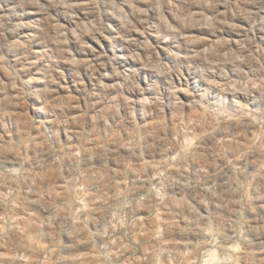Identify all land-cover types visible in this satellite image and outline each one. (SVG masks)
Returning <instances> with one entry per match:
<instances>
[{"label":"clouds","instance_id":"clouds-1","mask_svg":"<svg viewBox=\"0 0 264 264\" xmlns=\"http://www.w3.org/2000/svg\"><path fill=\"white\" fill-rule=\"evenodd\" d=\"M17 9L21 10V18H14ZM24 15H40L42 19L33 22L23 19ZM153 15L158 21L156 26L168 34L160 46L149 34ZM105 16L116 24L106 22ZM109 30L122 36L128 34L123 36L124 44L129 45L126 54L100 51L104 47L102 40H109ZM193 30H209L212 35L201 40ZM230 31L237 35H228ZM173 36L183 41L181 48L173 49L176 62L161 55ZM74 44L94 55H78ZM138 48L153 50L155 60L149 56L144 63ZM261 57L264 0H130L127 6L120 0H13L8 6L0 3V108L6 115L15 114L7 110L8 106L29 103V86L49 87V82L55 87H49L46 103L57 107L66 104L86 108L88 98L100 94L97 89H120L122 98L129 100L131 94L125 92L129 84L141 93L139 99L143 101L146 79L134 78L139 73L122 67L120 60L140 61L145 73L165 77L174 105L184 112L183 118L167 122V133L161 128L160 135H167L173 147L155 156L147 147L154 142L152 129H145L139 117H129L134 133L129 145H109V200L89 195L95 189L86 181L79 148L57 151L51 160L58 170L54 195L65 211L52 219L61 221L56 230L62 236L75 238L76 242L52 248L45 253L44 261L57 253L69 264L95 259L77 254L78 250L84 251L79 238L92 231L94 225H101V236L106 239L100 246L103 264H264V256L254 259L257 253L246 243L243 232L237 234L233 229L234 235L226 238L225 229L215 219L216 210L228 203L238 210L242 208L244 170L249 158L258 160L259 170L264 171V121L251 111L246 113L247 135L239 149L235 147L236 140L226 141L219 151L209 154L203 166L197 156L202 151L200 142L187 144L193 135L190 117L207 111L206 106L195 101L192 85L196 80L223 89L218 85L217 73H227L228 65L244 71L242 65L260 63ZM197 61L205 65L198 69V76L192 71ZM249 86L264 91V81L239 86L232 81L225 90L244 92ZM33 99L40 101L39 97ZM157 101L163 102L159 97ZM120 134L129 135L127 130ZM120 157L123 159L118 163ZM26 165L30 161L21 160L9 169L17 187L23 182ZM193 165L199 168L200 175H192ZM134 185L139 186V191H133ZM5 200L8 211L0 216V264H28L33 251L22 242L20 225L36 223L26 205L38 200L28 201L15 188L6 192ZM174 214L178 224L175 229ZM182 229L190 231L184 236ZM259 251L264 252V246Z\"/></svg>","mask_w":264,"mask_h":264},{"label":"rangeland","instance_id":"rangeland-1","mask_svg":"<svg viewBox=\"0 0 264 264\" xmlns=\"http://www.w3.org/2000/svg\"><path fill=\"white\" fill-rule=\"evenodd\" d=\"M12 2L13 0H0V3L5 6ZM120 2L127 6L130 0H120ZM16 11L17 15L14 18H21L19 16L21 10ZM129 11H131L130 8ZM22 18L36 22L42 19V16L24 15ZM105 20L116 24L110 16H105ZM151 24L153 26L149 29V34L155 37L154 42L160 46L168 34L162 33V29L156 26L158 21L155 15H153ZM193 31L194 35L201 40L212 35L209 30ZM118 32L122 33L123 30L118 29ZM126 35L128 34L123 33V36ZM131 35L135 36V33ZM228 35L236 36L237 33L230 31ZM123 36L109 30V40H102L103 49H100L94 41L89 42L100 51H107L108 55L115 53L119 56L126 54L129 47L124 44ZM182 46L183 41L173 36L172 40L167 42L166 50L161 55L165 59L176 62L177 53L173 49ZM73 47L78 55H94L90 50L86 53L81 51L78 45L74 44ZM131 47L134 48L135 45ZM136 50L140 52L144 63L148 62L149 56L155 60L153 50L143 48ZM32 58L37 59L38 57ZM119 63L122 67L127 66L131 71L138 72L139 76L134 78L146 79L147 82L144 85L146 98L143 101L139 99L141 93L129 84L125 89V92L131 94L129 100L122 98L120 89L108 92L97 89L100 94L89 97L86 108H76L66 104L57 107L46 103V98L49 97V87H55L49 82V87L29 86L28 104H21L18 107L8 106L7 110L14 112V115H6L5 111L0 108V216L7 214L5 194L9 189L15 188L17 191H22L28 201L38 200V203L26 205L28 211L32 213L31 220L36 223L28 222L20 225L24 233L21 238L22 242L29 245L30 250L33 251L28 264H69V261L64 259L60 253L51 256L48 261H44V255L54 247L63 248L65 245L76 242L75 238L62 236L56 230L61 221L52 219L54 215H62L65 211L64 205L60 204L54 195L58 170L51 160L58 150L63 149L67 152L73 148L80 149L86 181L95 189L89 195L105 201L111 199L112 196L109 188V145H129L130 136L134 135L129 124V117L133 120L139 117L144 121L145 129H152L150 135L154 142L147 146L150 155L165 154L173 147L169 137L161 136L160 131L162 128L167 133V122L169 120L175 122L178 117L183 118L184 112L174 105V99L167 90L166 78L154 72L145 73L140 61L120 60ZM262 65H264V57H261L260 63L250 61L242 65L244 71L228 65L227 73H217L218 85H223V89L218 86L202 85L199 80L192 85V88L196 90L197 105H204L207 108L206 112L193 114L190 117L193 135L187 139L188 145L200 142L199 146L202 151L197 156L201 166L207 164L209 154L219 151L226 141L231 143L236 140L235 147L239 149L243 138L247 135L246 113L251 111L258 120L264 121V91L251 86L244 92L225 90L232 81L238 82V86L247 84L249 81H264ZM201 67L205 65L197 61L192 71L198 76V69ZM73 91L76 89L74 88ZM80 95L83 96L84 93L81 92ZM132 96L135 99H132ZM35 97L40 98L39 103L33 99ZM157 97L163 102H158ZM149 100L157 102L149 103ZM80 103L83 105V100ZM245 105L247 107H244ZM166 112L168 116H165ZM197 128L201 131L197 132ZM122 130H127L129 135H121ZM122 159L123 157H120L117 162L119 163ZM21 160L30 161V165H26L22 170L24 179L17 187L12 183L13 178L9 169L18 166ZM9 161L16 163H9ZM259 163L258 160L249 158L248 166L244 170L246 192L242 208L238 210L228 203L215 212L216 222L225 229L223 234L226 238L234 235L233 229L237 234L243 232L246 243L253 252L257 253L254 259L264 256V252L259 251L261 246H264V171L259 170ZM156 166L154 163L153 167ZM89 172L92 173L90 177L87 175ZM192 175H200L199 168L195 165L192 167ZM133 191H139V186L134 185ZM178 203L180 207H183L181 202ZM172 225L173 229L178 227L175 214ZM101 228V225H94L92 231H86L79 238L84 251L78 250L77 254L96 258L86 259L76 264H103L100 246L106 243V239L101 236ZM189 231L190 229L181 230L184 236ZM172 239L175 243L177 240L175 232H173ZM64 252L66 254L67 249H64Z\"/></svg>","mask_w":264,"mask_h":264}]
</instances>
